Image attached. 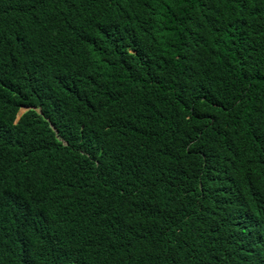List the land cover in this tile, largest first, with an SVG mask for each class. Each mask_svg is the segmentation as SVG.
<instances>
[{"label":"trees","instance_id":"1","mask_svg":"<svg viewBox=\"0 0 264 264\" xmlns=\"http://www.w3.org/2000/svg\"><path fill=\"white\" fill-rule=\"evenodd\" d=\"M0 264H264V0H0Z\"/></svg>","mask_w":264,"mask_h":264},{"label":"rangeland","instance_id":"2","mask_svg":"<svg viewBox=\"0 0 264 264\" xmlns=\"http://www.w3.org/2000/svg\"><path fill=\"white\" fill-rule=\"evenodd\" d=\"M26 110L25 109H22L21 113L25 112Z\"/></svg>","mask_w":264,"mask_h":264},{"label":"clouds","instance_id":"3","mask_svg":"<svg viewBox=\"0 0 264 264\" xmlns=\"http://www.w3.org/2000/svg\"><path fill=\"white\" fill-rule=\"evenodd\" d=\"M22 109H25L26 111H27V108H22ZM40 112V111H39ZM21 115V114H20ZM20 115H19V117H20Z\"/></svg>","mask_w":264,"mask_h":264}]
</instances>
